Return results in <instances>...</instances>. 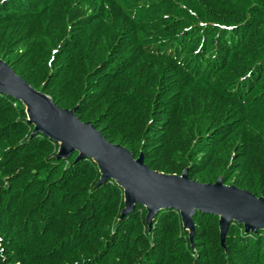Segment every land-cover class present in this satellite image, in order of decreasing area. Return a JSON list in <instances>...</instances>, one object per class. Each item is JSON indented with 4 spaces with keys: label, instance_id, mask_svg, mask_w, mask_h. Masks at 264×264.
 <instances>
[{
    "label": "trees",
    "instance_id": "16d2710c",
    "mask_svg": "<svg viewBox=\"0 0 264 264\" xmlns=\"http://www.w3.org/2000/svg\"><path fill=\"white\" fill-rule=\"evenodd\" d=\"M0 58L150 168L261 194L264 0H0ZM32 129L0 93V264H264V230L224 248L211 213L193 241L174 209L120 218L122 188Z\"/></svg>",
    "mask_w": 264,
    "mask_h": 264
},
{
    "label": "water",
    "instance_id": "95a60500",
    "mask_svg": "<svg viewBox=\"0 0 264 264\" xmlns=\"http://www.w3.org/2000/svg\"><path fill=\"white\" fill-rule=\"evenodd\" d=\"M0 93L26 106L32 133L59 143L56 158H68L74 152L76 159L91 158L100 173L98 184L110 179L122 188L124 207L120 218L134 210L136 204L143 205L150 228L160 210L174 209L192 241L196 211L211 213L218 217L222 246L232 222L242 224L245 232L264 230V188L258 196L248 189L225 184L221 177L213 182L191 179L187 167L179 174L154 170L145 163L142 153L134 157L125 146L111 143L93 123L79 119L76 107L58 106L1 58Z\"/></svg>",
    "mask_w": 264,
    "mask_h": 264
},
{
    "label": "rangeland",
    "instance_id": "374dc122",
    "mask_svg": "<svg viewBox=\"0 0 264 264\" xmlns=\"http://www.w3.org/2000/svg\"><path fill=\"white\" fill-rule=\"evenodd\" d=\"M5 61V60H4ZM6 62V61H5ZM15 72H16V70L14 69V67L13 66H11L10 65V63H8V62H6ZM17 70H18V72H21L22 70H24L22 67H20V66H16L15 67ZM18 72H16V74H21V73H18ZM22 76V75H21ZM83 121V120H82ZM32 131H33V129H32ZM32 131H31V133H30V137H32V135H34L35 133H32ZM29 131H28V129L26 130V135H27V133H28ZM25 135V136H26ZM115 144V143H114ZM58 148H59V144H58ZM58 148H57V151H58ZM57 151H56V153H57ZM140 153H142V152H140ZM139 153V154H140ZM143 154V153H142ZM56 155V154H55ZM138 156V155H137ZM144 156V155H143ZM74 160L75 161H77V160H79V159H76V157L74 158ZM155 170V169H154ZM183 171V170H182ZM99 178H100V176H99ZM8 178H6V180H7ZM99 180V179H98ZM97 184H98V181H97ZM120 213H121V211H120ZM120 213H119V216H120ZM111 235H112V233H113V230H111ZM18 234H19V237H18V239H17V241H18V243H24V242H31L32 241V239H33V234H32V232L31 231H29V235H26V231H24V230H19L18 231ZM97 235H98V231H97V233H95L94 235H92L91 237H90V240H88V243H92V241L97 237ZM194 237V236H193ZM107 240H108V242H112V240H111V237L108 235L107 236ZM225 240H226V238H225ZM82 241H84V237L82 238ZM192 241H193V238H192ZM85 244V243H84ZM83 244V245H84ZM221 244V243H220ZM222 246V245H221ZM225 246H226V244L224 245V246H222V247H224L225 248ZM23 256H25L26 257V259H29V252L27 251V250H25L24 251V253H23Z\"/></svg>",
    "mask_w": 264,
    "mask_h": 264
},
{
    "label": "bare ground",
    "instance_id": "6f19581e",
    "mask_svg": "<svg viewBox=\"0 0 264 264\" xmlns=\"http://www.w3.org/2000/svg\"><path fill=\"white\" fill-rule=\"evenodd\" d=\"M209 194V193H208Z\"/></svg>",
    "mask_w": 264,
    "mask_h": 264
}]
</instances>
